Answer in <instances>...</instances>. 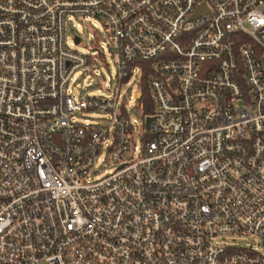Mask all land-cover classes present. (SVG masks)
I'll return each instance as SVG.
<instances>
[{"label":"built area","instance_id":"1","mask_svg":"<svg viewBox=\"0 0 264 264\" xmlns=\"http://www.w3.org/2000/svg\"><path fill=\"white\" fill-rule=\"evenodd\" d=\"M71 19L141 123L68 88ZM239 235L264 244V0H0V264H264Z\"/></svg>","mask_w":264,"mask_h":264},{"label":"rangeland","instance_id":"2","mask_svg":"<svg viewBox=\"0 0 264 264\" xmlns=\"http://www.w3.org/2000/svg\"><path fill=\"white\" fill-rule=\"evenodd\" d=\"M64 32L67 48L79 54L90 56L88 70H78L73 76L74 82L70 83L68 87L73 95L76 98L80 96H88L90 98L119 96L118 105L125 99V104H129L126 105V108L132 115L131 117L141 123L139 114L134 109H130L135 104L133 99L139 89L138 84L135 83L134 77H131L128 82H120L118 84L116 61L106 49L107 33L103 26L93 19H71L66 21ZM76 36L81 40L78 45H75L73 41ZM94 49L97 51H93ZM130 96L131 99H129ZM108 119L110 118L107 114L89 112H80L76 117L78 122L83 123L84 120H88L93 125L102 126L107 124ZM218 242L241 248L250 247L264 255V244L257 238L239 235L225 238Z\"/></svg>","mask_w":264,"mask_h":264},{"label":"trees","instance_id":"3","mask_svg":"<svg viewBox=\"0 0 264 264\" xmlns=\"http://www.w3.org/2000/svg\"><path fill=\"white\" fill-rule=\"evenodd\" d=\"M148 77H149V73L145 72L143 74V84H142V94H143L142 100H144L145 102H149L151 99L150 92H149V89L147 86ZM144 113L146 115H151V114H153V111H152V109H150V107H147L144 110Z\"/></svg>","mask_w":264,"mask_h":264},{"label":"water","instance_id":"4","mask_svg":"<svg viewBox=\"0 0 264 264\" xmlns=\"http://www.w3.org/2000/svg\"><path fill=\"white\" fill-rule=\"evenodd\" d=\"M75 44H76V45L79 44V39H78V38L75 39ZM137 97L140 98V94H138ZM152 120H153V118H148V119H147V122H146V126H147V127H148V125L150 124V122H151Z\"/></svg>","mask_w":264,"mask_h":264}]
</instances>
